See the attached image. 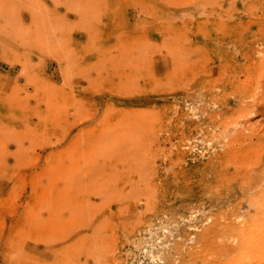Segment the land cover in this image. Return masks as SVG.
Returning a JSON list of instances; mask_svg holds the SVG:
<instances>
[{"label":"rangeland","instance_id":"374dc122","mask_svg":"<svg viewBox=\"0 0 264 264\" xmlns=\"http://www.w3.org/2000/svg\"><path fill=\"white\" fill-rule=\"evenodd\" d=\"M167 263L264 264V0H0V264Z\"/></svg>","mask_w":264,"mask_h":264},{"label":"bare ground","instance_id":"6f19581e","mask_svg":"<svg viewBox=\"0 0 264 264\" xmlns=\"http://www.w3.org/2000/svg\"><path fill=\"white\" fill-rule=\"evenodd\" d=\"M120 96H121V95H120ZM117 101H118V100H117ZM120 104H121V103H120ZM107 105H108V104H107ZM109 111H110V110H109ZM110 113H111V112H110ZM129 113H131V112H129ZM128 116H129V115H128ZM134 117H137V116H134ZM128 118H129V117H127V119H128ZM119 119H120V121H121V117H120ZM132 119H133V118H132ZM132 119H131V120H132ZM128 120H130V119H128ZM134 120H135V119H134ZM136 120L138 121L137 118H136ZM132 121H133V120H132ZM132 121H130V122H132ZM139 121H140V120H139ZM139 121H138V124L140 125V122H139ZM143 121L145 122V119H144ZM147 121H148V120H147ZM124 122H125V121H124ZM130 122H129V123H130ZM148 122H149V121H148ZM129 123H128V124H129ZM132 123H133V122H132ZM132 123H131V124H132ZM134 123H135V122H134ZM145 123H147V122H145ZM145 123H144V124H145ZM115 124L118 125V123H116V121H115ZM135 124H136V123H135ZM135 124H134V125H135ZM117 125H116V126H117ZM121 125H123V123H122ZM121 125H120V126H121ZM126 125H127V124H126ZM134 125H132V126L134 127ZM145 125H146V124H145ZM145 125H144V126H145ZM149 125H150V124H149ZM116 126H115V128H116ZM135 126H136V125H135ZM146 126H147V125H146ZM129 127H130V126H129ZM149 127H150V126H149ZM113 128H114V127H113ZM124 128H125V127H124ZM126 128H127V127H126ZM136 128H137V127H136ZM108 129H109V128H108ZM132 129L135 130L134 128H132ZM132 129H131V127H130V129H129V130L127 129L126 131L129 132V131L132 130ZM141 129H142V128H141ZM117 130H119V129H117ZM117 130H116V132H118ZM138 130H140V129H138ZM143 130H144V129H143ZM145 130H146V127H145ZM106 131H107L108 133L106 134L105 137H108V138H109V137L111 136V135L109 134V133H110L109 131H111V134H112V129H109V130L106 129ZM114 131H115V130H114ZM116 132L113 133L112 137H110V138L108 139V141H110V139H111V141H113V139H115V138H114V135H115ZM120 132H121L120 135H122V136L124 135V136H125V134H122V131H120ZM141 132H142V130H141ZM126 133H127V132H126ZM129 133L132 134V132H129ZM134 133H135V132H134ZM136 133H137V131H136ZM136 133H135V135H136ZM139 134H140V133H139ZM107 135H109V136H107ZM129 135H130V134H129ZM135 135H134V136H135ZM115 136H116V135H115ZM124 136H123V137H124ZM123 137H122V138H123ZM126 137H127V139H128V136H126ZM116 138H117V136H116ZM133 138H135V137H133ZM131 139H132V138H131ZM120 140H121V137H120ZM123 140L125 141V139H123ZM132 140H133V139H132ZM118 141H119V140H118ZM133 141H134V140H133ZM113 142H114V141H113ZM116 142H117V141H116ZM119 142H120V141H119ZM127 142H128V141H127ZM110 144H111V145H110V147H111V146H112V142H110ZM115 144H117V143H115ZM121 144H122V143H121ZM124 144H125V147H126L127 144H126L125 142H124ZM124 144H123V145H124ZM131 144H132V143H131ZM131 144H130V145H131ZM108 145H109V144H107V147H108ZM119 145H120V144H119ZM119 145H118V146H119ZM105 146H106V145H105ZM132 146H133V144H132ZM132 146H130V147L132 148ZM135 146H136V144H135ZM110 147H108L107 149H109ZM113 147H114V144H113ZM115 147H116V146H115ZM125 147H124V148H125ZM124 148H123V149H124ZM110 149H114V148L111 147ZM110 149H109V151H111ZM123 149H122L121 152H123L122 154H123V156H124V154H125L126 152L123 151ZM124 150H125V149H124ZM131 151H132V150H131ZM114 152H116L115 149H114ZM124 152H125V153H124ZM102 153H103V154H106L107 152H106V153H105V152H102ZM117 153H118V149H117ZM117 153H115V154L117 155V157H118V155L121 156V155H120L121 153H119V154H117ZM131 153H132V152H131ZM136 155H137V153H136ZM105 156H106V155H105ZM105 156H104V159H107L108 157L105 158ZM108 156H109V155H108ZM114 156H115V155H114ZM121 157H122V156H121ZM125 157H126V156H125ZM131 157H132V156H131ZM135 157H136V156H135ZM135 157H132V158L134 159ZM97 158H98V156H97ZM109 158H110V156H109ZM111 158H112V157H111ZM111 158H110V160H111ZM113 158H114V157H113ZM137 158H139V157L137 156ZM137 158H136V159H137ZM140 158H141V157H140ZM100 159H101V160L103 159V155H102V157H100ZM104 159H103V160H104ZM119 159H120V157H119ZM125 159H126V158H125ZM141 159H142V158H141ZM103 160H102V162H104V163L106 164L105 160H104V161H103ZM130 160H131V159H129V161H130ZM134 160H135V159H134ZM99 161H100V160H99ZM107 161H108V159H107ZM122 161H123V158H122ZM122 161H121V162H122ZM131 161H132V160H131ZM109 162H110V161H109ZM115 162H116V161H115ZM141 162H142V161H141ZM97 163H98V162H96V164H97ZM113 163H114V162H113ZM118 163H119V162H118ZM132 163H133V162H132ZM136 163H138V162L136 161ZM98 164H99V166H100V163H98ZM105 164H104V165H105ZM123 164H124V163H123ZM133 164H134V163H133ZM139 164H141V163H139ZM115 165H116V164H115ZM137 165H138V164H137ZM93 166H94V169H95V168H98V167H95V164H94ZM101 166H102V164H101ZM111 166L114 167V169L116 170L115 166H113V165H111ZM117 166H118V165H117ZM121 166H122V165H121ZM125 166H126V165H125ZM131 166H132V165H130V167H131ZM142 166H144V165H142ZM104 167H105V166H104ZM108 167L110 168V166H108ZM118 167H119V166H118ZM127 167H128V166H127ZM136 167H138V166H136ZM119 168H120V167H119ZM119 168H118V169H119ZM94 169L91 170V173L94 171ZM99 169H100V168H99ZM99 169H98V170H99ZM101 169H102V167H101ZM122 169H123V167H122ZM125 169H126V168H125ZM133 169H135V168H133ZM133 169H132V170H133ZM137 169H138V168H137ZM95 170H96V169H95ZM102 170H103V169H102ZM106 170H107V169H106ZM115 170H113V171H115ZM143 170H144V169H143ZM109 171H110V170H109ZM111 171H112V169H111ZM116 171H117V170H116ZM116 171H115L114 175L117 173ZM129 171H130V169H129ZM138 171H139V170H138ZM95 172H97V171H95ZM102 172H103V171H102ZM105 172H107V171H105ZM148 172H149V171H148ZM109 173H110V172H109ZM118 173H119V172H118ZM145 173H146V172H145ZM145 173H144V174H145ZM124 174L126 175V173H124ZM128 174H129V172H128ZM128 174H127V175H128ZM92 175H93V174H92ZM94 175H95V176H94ZM94 175L92 176L91 179H95L94 177H96V175L98 176L99 174L95 173ZM110 175H111V173H110ZM112 175H113V173H112ZM112 175H111V176H112ZM119 175H120V174H117V178L120 177ZM121 175H123V173H122ZM142 175H143V174H142ZM100 176H101V175H100ZM100 176H99V177H100ZM111 176H109V177H111ZM131 176H132V175H131ZM137 176H138V178H137L138 180H139V177L142 178V176H139V174H137ZM102 177H103V176H102ZM112 178H113V177H112ZM114 178H115V177H114ZM123 178H124V177H123ZM125 178H126V177H125ZM125 178H124V180H125ZM129 178H130V177H129ZM100 179H101V178H100ZM100 179H99V181H100ZM102 179L105 180V178H102ZM102 179H101V180H102ZM106 179H107V177H106ZM127 179H128V178H127ZM133 179H134V178H133ZM135 179H136V178H135ZM144 179H146V178L144 177ZM95 180H97V178H96ZM104 180H102V181H104ZM115 180H116V179H115ZM115 180H114V181H115ZM102 181H100V182H102ZM128 181H129V180H128ZM144 181H145V180H144ZM97 182H98V181H97ZM97 182H96V183H97ZM110 182H111V180L108 181V183H110ZM135 182H137V181H135ZM138 182H139V181H138ZM138 182H137V183H138ZM92 183H93V181H92ZM94 183H95V182H94ZM113 183H114V187L116 188L115 183L118 184V182L116 181V182H113ZM131 183H132V182H131ZM131 183H129V185H130ZM139 183H140V182H139ZM139 183H138V184H139ZM101 184H102V183H101ZM102 185H103V184H102ZM102 185H100V186H102ZM105 185H106V184H105ZM109 185H110V184H109ZM135 185H136V184H135ZM98 186H99V184H98ZM100 186L97 188L98 190H99ZM110 186H111V185H110ZM110 186H108V187H110ZM112 186H113V185H112ZM103 187H104V185H103ZM140 187H141V186H140ZM106 188H107V187H106ZM128 188H129V187H128ZM111 189H112V188H111ZM100 190H102V189H100ZM126 190L128 191V189H126ZM137 190H138V189H137ZM102 191H103V190H102ZM102 191H101V193H102ZM106 191H107V190L105 189L104 192H106ZM108 191H109V190H108ZM118 191H119V189H118ZM121 191H122V189L120 190V192H121ZM109 192H110V191H109ZM129 193H130V191H129ZM101 195H103V194H101ZM120 195H121V194H120ZM132 195H133V194H132ZM103 196H104V195H103ZM106 196H109V197H110L109 194H108V195L106 194ZM106 196H105L104 198H107ZM133 196H135V195H133ZM109 197H108V198H109ZM112 197H113V196H112ZM131 198H132V197H131ZM127 199H128V198H127ZM116 200H117V199H116ZM118 206H119V205H118ZM131 224H132V223H131ZM85 234H86V233H85ZM99 235H100V234H99ZM94 237H96V236H94ZM97 237H98V235H97ZM98 257H99V256H98ZM99 258H100V257H99ZM95 259H96V257H95ZM98 260H99V259H98ZM189 260H190V259H189ZM190 261H192V260H190ZM165 262H167V261H165ZM196 263H197V262H196ZM167 264H168V263H167ZM188 264H189V263H188ZM190 264H191V263H190Z\"/></svg>","mask_w":264,"mask_h":264}]
</instances>
